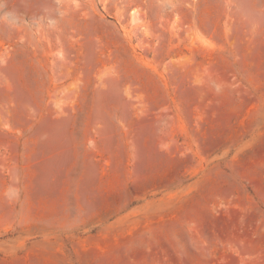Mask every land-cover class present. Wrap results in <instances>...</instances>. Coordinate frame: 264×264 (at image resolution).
<instances>
[{
  "label": "rangeland",
  "instance_id": "rangeland-1",
  "mask_svg": "<svg viewBox=\"0 0 264 264\" xmlns=\"http://www.w3.org/2000/svg\"><path fill=\"white\" fill-rule=\"evenodd\" d=\"M0 264H264V0H0Z\"/></svg>",
  "mask_w": 264,
  "mask_h": 264
}]
</instances>
